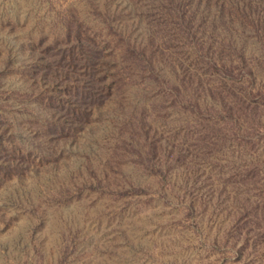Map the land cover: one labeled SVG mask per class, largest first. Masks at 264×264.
<instances>
[{
  "label": "rangeland",
  "instance_id": "1",
  "mask_svg": "<svg viewBox=\"0 0 264 264\" xmlns=\"http://www.w3.org/2000/svg\"><path fill=\"white\" fill-rule=\"evenodd\" d=\"M0 264H264V0H0Z\"/></svg>",
  "mask_w": 264,
  "mask_h": 264
}]
</instances>
